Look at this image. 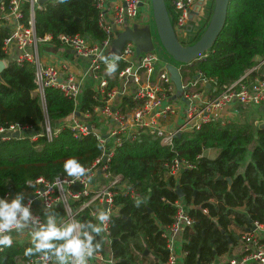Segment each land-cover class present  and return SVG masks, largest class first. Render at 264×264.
I'll list each match as a JSON object with an SVG mask.
<instances>
[{
  "label": "trees",
  "instance_id": "obj_1",
  "mask_svg": "<svg viewBox=\"0 0 264 264\" xmlns=\"http://www.w3.org/2000/svg\"><path fill=\"white\" fill-rule=\"evenodd\" d=\"M43 4V11H35L37 36L48 34L53 41L58 34L103 38L92 0H69L66 4L44 0ZM168 12L173 19L169 7ZM5 33L0 28V60L5 59ZM203 55L185 68L210 78L217 90L239 79L264 58V0H228L224 25ZM181 69L180 75L185 74ZM253 76L254 72L247 74L248 78ZM32 77L31 65L7 60L0 72V126L17 123L39 129L43 115L31 94ZM92 95L88 88L84 90L80 110H90L95 103ZM44 97L45 116L55 127L73 110V102L52 87L45 88ZM98 145L92 135L75 138L65 127L51 141L43 136L34 140L27 136L0 139V198L6 191L21 190L26 181L37 177L51 180L58 174L67 176L63 166L69 158H76L87 168L100 155ZM248 145L249 159L240 172L238 168ZM205 150H215V157H206ZM174 157L190 165L176 178L166 176L163 166ZM107 167L110 174H120L137 194L116 197L119 211L111 216L108 227L113 264H163L168 252L162 231L172 221L177 201L188 207V215L193 219L191 226L180 233L182 264L210 261L237 244L238 232L248 226V219L264 222V128L260 125L252 130L249 122L210 121L196 131L175 136L171 148L144 134L124 138L114 148ZM217 175L220 179H216ZM225 177L230 178L229 185ZM137 197L144 201L139 208L134 206ZM53 211L61 217L60 210ZM76 219L95 223L88 209L79 212ZM105 241L103 237L100 252ZM31 246V239L13 242L0 251V264H18L34 257L25 256V250Z\"/></svg>",
  "mask_w": 264,
  "mask_h": 264
},
{
  "label": "built area",
  "instance_id": "obj_2",
  "mask_svg": "<svg viewBox=\"0 0 264 264\" xmlns=\"http://www.w3.org/2000/svg\"><path fill=\"white\" fill-rule=\"evenodd\" d=\"M44 0H7L0 3V28L6 30L2 37L3 62L13 61L17 65L27 63L33 70L34 96L41 107L43 120L39 129L17 123L0 126V139L27 136L34 140L43 136L51 141L58 131L65 127L75 138L92 135L98 144L103 142L100 155L86 168L92 177L74 180L64 175H56L51 180L37 177L26 181L19 191H6L2 198L9 201L17 193H23L24 203L32 200L33 215L45 220L46 209L60 210V221H78L76 216L84 209L95 220L99 210L110 211L114 216L120 204L118 195L136 197L120 174H110L107 162L116 146L124 138H137L141 134L156 139L160 145L171 148L174 137L182 132L198 130L201 125L219 120L228 122L225 114L232 105H264V58L259 59L243 76L217 90L210 78L195 70L188 72L186 65L177 66L180 75L181 92L171 100L174 86L164 69L166 62L158 63L150 51L136 52L132 41L121 42L116 51L112 40L125 29L143 30L150 19L149 0H92L96 10V21L104 36L95 40L87 35L58 34L55 41L48 34L37 36L34 31L35 11H43ZM167 9L173 13L172 28L176 39L182 44L195 41L204 29L210 14L211 0H164ZM210 3V5H209ZM169 13V12H168ZM170 16V14H169ZM70 51L71 58L62 55V50ZM55 52L51 59L46 53ZM119 56L117 71L109 77L101 56ZM47 59H45V58ZM83 60L82 67L77 63ZM254 72L252 78L247 74ZM81 74L77 76L76 74ZM83 77L92 81V98L95 103L90 110H80V96ZM57 89L73 102V110L55 127L45 116L44 90ZM127 100V110L114 103L116 98ZM120 99V100H121ZM122 101V100H121ZM168 117L177 118L175 125L163 121ZM163 122V123H162ZM100 125V126H99ZM101 127H105L103 133ZM166 176L176 178L190 165L184 160L173 158L164 163ZM77 187V188H76ZM175 212L169 225L163 228L165 247L168 255L163 264H182L184 251H175L176 240L181 237L184 227L191 226L193 219L188 215V207L177 201ZM205 212V210H203ZM97 221L95 220V223ZM109 227V224H108ZM247 228V229H246ZM244 230L238 232L237 244L202 264H264V222L251 221ZM13 242L31 239L29 231L11 233ZM106 238L103 252L97 253L89 264H113L109 248L108 228L102 234ZM14 259H18L17 256ZM18 264H43L39 255L27 258ZM48 264H52L49 261Z\"/></svg>",
  "mask_w": 264,
  "mask_h": 264
},
{
  "label": "clouds",
  "instance_id": "obj_3",
  "mask_svg": "<svg viewBox=\"0 0 264 264\" xmlns=\"http://www.w3.org/2000/svg\"><path fill=\"white\" fill-rule=\"evenodd\" d=\"M69 0H56L58 4H66ZM106 65V75L111 77L118 69L119 56H101ZM98 147L103 148L101 141ZM64 172L74 180L92 177L76 158H69L64 162ZM23 193H17L11 201L0 198V251L13 244L12 232L23 234L29 231L32 246L25 250V256L39 255L43 264H89V261L102 250L103 237L111 219L110 211L99 210L95 214L96 223L64 222L57 214L46 209L45 220L33 215L31 206L33 201L24 203ZM140 197L135 198L134 206L139 208L143 203ZM97 237H101L97 240Z\"/></svg>",
  "mask_w": 264,
  "mask_h": 264
},
{
  "label": "water",
  "instance_id": "obj_4",
  "mask_svg": "<svg viewBox=\"0 0 264 264\" xmlns=\"http://www.w3.org/2000/svg\"><path fill=\"white\" fill-rule=\"evenodd\" d=\"M211 2L210 14L201 34L192 43L182 44L174 35L172 21L164 0H149L150 16L154 29L153 37L156 39L163 53L167 56L164 69L168 73L169 79L174 86L172 99L179 97L181 92L180 75L177 66L190 64L195 60L201 59L204 56L203 54L212 47L224 25L228 0H211ZM150 40L151 38L146 31L125 29L116 35L112 40V44L116 51H118L121 42L132 41L136 44L135 50L138 52L142 48H150ZM4 67L5 63L3 60H0V72ZM0 82H2L1 78ZM257 109L260 113L264 114V105H259ZM260 127L264 128V122L260 124ZM12 136L17 138L18 132H13ZM216 179H220V176L217 175ZM224 180L227 182V185L230 184L229 177H225ZM175 190L178 196H181L180 189L176 188ZM249 222L250 220L248 219Z\"/></svg>",
  "mask_w": 264,
  "mask_h": 264
},
{
  "label": "crops",
  "instance_id": "obj_5",
  "mask_svg": "<svg viewBox=\"0 0 264 264\" xmlns=\"http://www.w3.org/2000/svg\"><path fill=\"white\" fill-rule=\"evenodd\" d=\"M149 11H150V9H149ZM140 51H148V49L147 48H142V50H140ZM55 52H53V51H50V52H47L46 53V57H47V59L49 60V59H51V56L54 54ZM62 55L63 56H66L67 58H71V53H70V51L69 50H67V49H64V50H62ZM106 56H108V55H106ZM108 57H110V55L108 56ZM45 58V57H44ZM46 59V58H45ZM46 59V60H47ZM84 63V61L83 60H80L78 63H77V67H82L83 65H81V64H83ZM120 66V64L118 63V67ZM248 71V70H247ZM246 71V72H247ZM77 76H80L81 74H76ZM81 84H82V89H81V96H82V93L84 92V90L85 89H89V88H91V85H92V81H91V79L89 78V77H83L82 78V80H81ZM81 96H80V98H81ZM121 98H116L115 100H114V103H116L117 105H120L121 106V108L123 109V110H127L129 107L127 106V100L126 101H124V99H121ZM126 99V98H125ZM81 100V99H80ZM171 100H174V99H172L171 98ZM252 106H254V105H252ZM252 106H240V105H232V106H230L229 108H228V111H227V113L225 114V118L227 119V121H231V122H235V123H241V122H249L250 123V125H251V127L253 128V126H258V125H260L261 123H263L264 122V114H262V113H260L259 111H258V109L256 108V112H254V111H252L251 110V108H252ZM254 112V113H253ZM245 116V117H244ZM244 118V119H243ZM246 118V119H245ZM243 119V120H242ZM178 121V119L177 118H174V117H168V118H166L163 122L164 123H167L168 125L170 124V125H175L176 124V122ZM162 122V123H163ZM256 123V124H255ZM100 126V125H99ZM101 129V131L104 133L105 131H106V128L105 127H101L100 128ZM249 146L250 145H248L247 147H246V149H248L249 148ZM249 152H250V148H249ZM209 153H213V151L212 150H205L204 151V155H206V157H208V158H214L215 157V155H216V153H214V155H210ZM249 159V153H246V155H245V161H243L242 163H244L245 164V162L247 161ZM242 163L239 165V168H238V171H242V169H243V167H244V164L242 165ZM175 251H176V253L177 252H179V251H181V242H180V238H178L177 240H176V245H175Z\"/></svg>",
  "mask_w": 264,
  "mask_h": 264
},
{
  "label": "rangeland",
  "instance_id": "obj_6",
  "mask_svg": "<svg viewBox=\"0 0 264 264\" xmlns=\"http://www.w3.org/2000/svg\"><path fill=\"white\" fill-rule=\"evenodd\" d=\"M145 28H146V30H147V32H148L150 38H151V40H150V45H151V47L148 48V51L152 52V53L157 57V59H158V63H162V62L167 61V56L163 53V51H162L161 48L159 47V45H158L156 39L153 37V36H154V29H153V25H152L151 17H150L149 21L147 22V25L145 26ZM188 65H189V64H188ZM257 107H258V106H252L251 110L254 111V112H256V108H257ZM254 112H253V113H254ZM244 117H245V116H244ZM243 119H244V118H243ZM243 119H242V120H243ZM245 119H246V118H245ZM255 124H256V123H255ZM256 128H257L256 126H253L252 130H255ZM249 148H251V145L249 146ZM249 148L246 149V153H249ZM212 151H213V153H209L210 155H214V153H216L215 150H212ZM246 153H245V155H246ZM243 160L245 161V156H244V159H243ZM243 164H244V163H242V165H243Z\"/></svg>",
  "mask_w": 264,
  "mask_h": 264
}]
</instances>
